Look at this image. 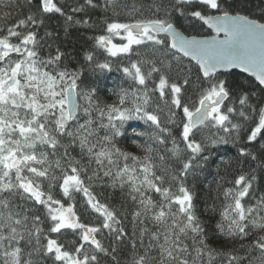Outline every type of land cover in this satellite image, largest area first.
<instances>
[{
    "label": "snow or ice",
    "instance_id": "snow-or-ice-1",
    "mask_svg": "<svg viewBox=\"0 0 264 264\" xmlns=\"http://www.w3.org/2000/svg\"><path fill=\"white\" fill-rule=\"evenodd\" d=\"M235 2L150 0L146 7L136 0L131 4L103 0V5L99 0H84L69 14L54 0H36L26 17L0 28L4 33L0 35V264H48L49 260L51 264H103L102 256L120 264L115 244L105 247L98 238L103 230L115 242L128 238L135 253L130 264H217L221 258L223 264H264V235L235 251L213 246L195 212L193 193L181 179L197 164L203 167L200 161L207 162L208 149L230 142L240 145L238 159L256 162L264 171V95L255 99L252 92L242 90L233 101V89L225 78L229 70L239 68L253 76L264 93V8L255 18L234 7ZM26 3L32 9L33 0ZM4 6H11V0ZM101 7L105 14L119 17L123 11L130 18L129 22L105 18L104 34L91 39L109 57L127 61L119 70L132 81L131 90L121 89L115 93L116 102L103 106L96 88L81 87L80 72L61 66L64 53L59 48L46 61L37 51V30L47 16L63 17L67 32L73 24L91 27L88 19H78L76 14ZM178 17L207 26L214 35H186ZM45 36L53 33L45 30ZM117 38L120 43L113 42ZM185 59L195 65L196 100L186 95L193 69L185 66ZM85 60L94 68L112 70L110 61H96L91 53ZM154 99L160 102L155 108ZM165 110L167 123L180 129L185 150L177 145L171 129L162 126L159 113ZM132 120L154 126L149 138L159 144L171 138L172 157L181 164L180 176H172L180 180L178 193L163 186L165 175L157 174L151 146L138 145L146 153L143 158L119 146L124 125ZM197 133H203L201 140L196 139ZM257 143L261 146L257 152L244 146ZM77 147L81 159L72 155ZM85 157L86 165L81 163ZM93 163L97 167L89 175ZM105 178L114 189L127 186L128 195L137 202L131 235L116 210L101 203L86 183ZM255 178L241 171L230 181L233 187L224 190L225 203L215 225L222 236L244 241L253 232L264 233V195L255 198V204L245 201L254 198ZM56 188L64 202L53 195ZM148 191L158 193L160 202L147 196ZM76 194H82L86 205L103 218L99 226L83 222L73 203L66 206ZM36 206L43 215L36 214ZM60 236H65L64 242Z\"/></svg>",
    "mask_w": 264,
    "mask_h": 264
},
{
    "label": "trees",
    "instance_id": "trees-1",
    "mask_svg": "<svg viewBox=\"0 0 264 264\" xmlns=\"http://www.w3.org/2000/svg\"><path fill=\"white\" fill-rule=\"evenodd\" d=\"M58 6L62 7L66 13L71 14L70 8L84 3V0H54ZM100 4L103 5V0H99ZM124 3L131 4L133 0H122ZM137 3L147 4L150 0H136ZM232 2V0H230ZM9 4V0H6L5 5ZM36 0H33V7L30 9L27 6L26 0H11V6L3 7L0 10V28L7 29L8 27L15 24L19 19L26 17L30 10H34ZM234 7L240 8L248 12L255 18L261 16V9L264 8V0H236ZM7 13L8 15H5ZM77 18L88 19L91 27L83 25H71L68 27L67 32H65V20L58 14H52L45 18V24L42 28L37 30L38 46L37 51L39 53V58L42 60H48L50 56L56 54V49L59 48L64 53V58L62 59L61 66L66 67L69 72L77 71L81 73V87L88 88L94 87L98 90V99L101 106L104 104H111L116 102L117 97L116 92L121 89L131 90L132 81L127 79L123 72L119 69L126 66L127 61L121 62L118 58H112L107 55L102 49L95 46V42L91 37L104 34V23L105 18H115L121 22H129L130 18L121 12L119 17H113L112 13L109 12L105 14L103 8L99 9H85L84 13L76 14ZM178 26L181 28L186 35H195L198 37H208L213 35L212 32L208 30L207 27L201 25L198 22H190L188 19L183 17H178ZM45 30L51 31L53 33L52 37L45 36ZM4 33L0 32V35ZM13 42L18 43L16 38H12ZM115 42L120 43L119 39H114ZM93 54L94 59L101 63L105 61H110L112 63V70L107 69L100 70L94 68L86 60L85 56L87 54ZM15 56V54H13ZM185 66L192 68L191 80L192 85L188 87L186 95L192 100L198 99L197 96V85H196V73L195 65L189 63L187 60L184 61ZM47 70V69H46ZM174 75V73H173ZM233 89L232 100L235 101L236 96L241 93L242 90L250 91L254 94L255 99H259L264 93L261 92L260 87L255 83L252 78L245 77L237 73H227L225 77ZM151 86V82H150ZM191 103V100L189 101ZM160 103L158 100L154 99L152 105L155 108L156 104ZM229 102L225 101L227 105ZM163 107V105L161 104ZM162 126L171 129L173 136L176 137L177 145L185 150L186 146L182 143L179 136L180 129L175 125L167 123L166 110L159 113ZM94 118L99 122L98 115L93 114ZM179 121L180 116L176 117ZM83 122V121H81ZM107 121L105 120V123ZM125 133L118 138L119 146L138 157L143 158L146 153L141 150L140 146L148 145L153 148V161L156 164L157 174L165 175L164 187H171L172 192L178 193V185L180 180H173L172 176H180V161L172 157L170 149H172V140L169 137L165 144H159L149 137L154 134V126L149 123H145L141 120H132L124 125ZM246 131V129H245ZM142 133L143 135H140ZM102 134V133H101ZM161 137L165 134L159 133ZM223 135V133H221ZM203 133H197L196 139L201 140ZM67 142V141H65ZM240 145L233 146L232 143L220 144L214 149H208L206 155H208L207 162L200 161L203 167L197 164L194 171H191L186 178H181L184 180L185 186L193 193V203L197 216L200 217L203 226L207 230L208 237L211 238L213 246L222 248L223 251L227 252L229 250L240 249L241 244L245 247H249L251 242L258 236L264 235V233L253 232L246 240L241 241L239 239H230L222 236L215 228L217 221H219V211L222 205L225 203L223 192L226 188H231L233 185L230 183L241 171L245 173H252L255 175V180L253 182L252 196L253 199L245 198V201L249 204H255L256 199L261 195H264V171L256 167V162L250 160L246 161L244 158L238 159V147ZM247 150L257 152L261 150L259 143L254 146L244 145ZM72 155L76 159H81L79 148H75L72 151ZM160 156H164V161L159 159ZM54 160L57 157H49ZM199 161V157L197 158ZM225 162H229L226 164ZM82 164H87V158L85 157ZM124 161H120V166H123ZM131 164V160L128 161ZM97 165L93 163L91 168L88 170V174H91L92 169H95ZM167 168V172L164 173V169ZM115 171V170H114ZM223 177V179H221ZM92 192L96 195L97 199L104 204H107L111 209L116 210L118 217L122 220L123 225L129 235L134 231L132 224V213L137 208V202H134L128 195L127 186L124 190L117 188H112L109 186L108 178H105L103 182L92 181L89 182ZM159 183V182H157ZM45 188H47V182L45 181ZM53 195L57 198H62V193L58 188L53 189ZM146 195L151 197L157 203L160 202V196L154 191L146 192ZM19 203H24L23 201H18ZM62 202L63 198H62ZM67 203H73L75 205V210L81 219L85 223H91L93 225L99 226L102 221V217L98 213L93 212L87 205L85 198L82 194H76L73 201H66ZM175 207V206H174ZM36 214L43 215L40 211V206H36ZM147 227L149 229L155 230L154 225L150 221H146ZM42 227L47 230V225H42ZM67 235V234H66ZM58 234H51L52 238H57ZM105 247L115 244L117 247V259L120 264H130L134 251L131 249L130 242L128 238H125L124 243L115 242L113 238L108 235L107 230H103V233L98 235ZM61 242L65 241V236L59 237ZM71 238L68 237L70 242ZM138 243V241H137ZM145 243H147V236L145 237ZM190 243V241H189ZM142 253L143 249H139ZM103 264H112L111 257H101ZM51 264V261H48ZM217 264H223V258L217 261Z\"/></svg>",
    "mask_w": 264,
    "mask_h": 264
},
{
    "label": "water",
    "instance_id": "water-1",
    "mask_svg": "<svg viewBox=\"0 0 264 264\" xmlns=\"http://www.w3.org/2000/svg\"><path fill=\"white\" fill-rule=\"evenodd\" d=\"M205 27H207V26H205ZM208 30H209L210 32H212L211 29L208 28ZM212 33H213V32H212ZM213 35H214V33H213ZM208 37H209V36H208ZM200 38H203V37H200ZM185 60H187V59H185ZM192 63L194 64V62H192ZM232 72L237 73V74H240V75H243V76L248 77V78H252V79L255 81V78H254L253 76H250L248 73L241 72V70H240L239 68L232 69V70H229V71H228V73H232ZM255 83L257 84L256 81H255ZM257 85H258V84H257Z\"/></svg>",
    "mask_w": 264,
    "mask_h": 264
},
{
    "label": "rangeland",
    "instance_id": "rangeland-1",
    "mask_svg": "<svg viewBox=\"0 0 264 264\" xmlns=\"http://www.w3.org/2000/svg\"><path fill=\"white\" fill-rule=\"evenodd\" d=\"M5 2H6V0H4V4H0V9L3 8V7H5V6H4V5H5ZM0 11H1V10H0ZM113 42H114V43H118V42H115L114 40H113Z\"/></svg>",
    "mask_w": 264,
    "mask_h": 264
}]
</instances>
